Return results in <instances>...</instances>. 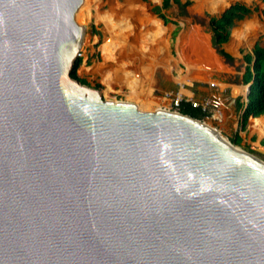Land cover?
Returning a JSON list of instances; mask_svg holds the SVG:
<instances>
[{
  "label": "water",
  "instance_id": "water-1",
  "mask_svg": "<svg viewBox=\"0 0 264 264\" xmlns=\"http://www.w3.org/2000/svg\"><path fill=\"white\" fill-rule=\"evenodd\" d=\"M84 1L0 0V264H264V160L74 78Z\"/></svg>",
  "mask_w": 264,
  "mask_h": 264
},
{
  "label": "rangeland",
  "instance_id": "rangeland-1",
  "mask_svg": "<svg viewBox=\"0 0 264 264\" xmlns=\"http://www.w3.org/2000/svg\"><path fill=\"white\" fill-rule=\"evenodd\" d=\"M192 1L186 9H170V20L178 26L162 25L160 33L153 23L157 17L148 4L137 0H85L76 15L77 23L86 28L77 75L92 87L100 85L97 89L105 99L131 102L142 111L169 109V102L163 99L166 93L199 103L211 114L203 121L229 140L238 133L243 139L238 147L264 160V155L257 152L264 149V135L255 128V119L243 129V113L237 105L238 98L247 101L245 56L257 40L264 44V20L254 13L236 24L231 40L223 47L234 57L232 62L213 47L208 28L211 16L220 15L236 1L264 5L261 0ZM109 40L115 46L111 59L102 49ZM249 59L253 63L252 54ZM131 86L136 87L135 94Z\"/></svg>",
  "mask_w": 264,
  "mask_h": 264
},
{
  "label": "trees",
  "instance_id": "trees-1",
  "mask_svg": "<svg viewBox=\"0 0 264 264\" xmlns=\"http://www.w3.org/2000/svg\"><path fill=\"white\" fill-rule=\"evenodd\" d=\"M149 2V0H143ZM175 4H178L180 8L186 9L192 5L191 0H187L182 3L181 0H173ZM264 5V0H261ZM171 5V0H164L163 7L152 6V11L159 18H161L165 24L176 22L171 21L164 13L162 9H167ZM253 13H257L259 17L264 20V7L260 5L249 6L242 2H236L226 9L220 16H211L208 22V28L211 32V42L213 47L217 50L218 54L226 59L228 62H232L234 57L229 54L224 48V44L228 43L232 37V30L238 21H242ZM93 32L97 35H101L93 28ZM249 56L245 57L248 62L246 73L243 76V84H251V91L249 93L248 101H242V98L237 99L238 110L243 113L242 125L243 129L248 124L250 119H257L264 115V44L258 40L252 49L253 63ZM82 65V58H79L74 66L72 75L74 78L79 79L81 83L90 85L86 80L81 79L77 75V71ZM100 88L101 86H96ZM180 112L189 115L195 119L205 120L210 117L211 114L208 109H204L203 106L194 107L191 102L184 101L181 105ZM232 143L240 146L243 139L237 133L233 138ZM261 145L264 146V140L261 141Z\"/></svg>",
  "mask_w": 264,
  "mask_h": 264
},
{
  "label": "crops",
  "instance_id": "crops-1",
  "mask_svg": "<svg viewBox=\"0 0 264 264\" xmlns=\"http://www.w3.org/2000/svg\"><path fill=\"white\" fill-rule=\"evenodd\" d=\"M140 4H148L149 5V8H150V10L152 11V6H157V7H159V8H162L163 7V2H164V0H149V2H144L143 0H137ZM182 1V3H185L187 0H181ZM192 1V0H191ZM193 2V1H192ZM236 2H241V1H236ZM236 2H234V3H236ZM234 3H232V4H234ZM232 4H230V6L232 5ZM218 5H220V2H219V4ZM176 6H178L179 8H180V6L178 5V4H175L174 3V1L173 0H171V5L167 8V9H162V13H164L169 19H170V9H172V8H174V7H176ZM230 6H228L226 9H228ZM225 9V10H226ZM224 10V11H225ZM223 11V12H224ZM153 12V11H152ZM222 12V13H223ZM221 13V14H222ZM220 14V15H221ZM254 14V13H253ZM253 14H251L250 16H252ZM156 17H157V19L156 20H158V21H160L161 23H162V25L164 26V25H167V24H165V22L161 19V18H159L156 14H154ZM220 15H215V16H220ZM250 16H248L247 18H245L244 20H242V21H245V20H247ZM259 18V20H260V17H258ZM242 21H238V22H242ZM237 22V23H238ZM172 23V22H171ZM236 23V24H237ZM168 24H170V23H168ZM174 24V23H173ZM175 25H177L178 26V24L176 23ZM235 27H236V25H235ZM235 27L233 28V30H232V36H233V31H234V29H235ZM232 38V37H231ZM231 40V39H230ZM229 40V41H230ZM257 42H258V40H257ZM257 42H255V44L257 43ZM228 43H226V44H224V46H226ZM255 44H254V46H255ZM223 46V47H224ZM253 46V47H254ZM253 49V48H252ZM250 54H252V50H251V53H247L246 54V56H248V55H250ZM245 56V57H246ZM246 61V60H245ZM247 62V61H246ZM247 66H248V62H247ZM247 68V67H246ZM201 99H203V97H201ZM256 121V120H255Z\"/></svg>",
  "mask_w": 264,
  "mask_h": 264
},
{
  "label": "bare ground",
  "instance_id": "bare-ground-1",
  "mask_svg": "<svg viewBox=\"0 0 264 264\" xmlns=\"http://www.w3.org/2000/svg\"><path fill=\"white\" fill-rule=\"evenodd\" d=\"M216 4V1L213 2V5ZM217 6V5H216ZM161 21V20H160ZM155 20L153 23L157 27L158 31L161 33L162 32V23ZM115 28V27H114ZM114 44L112 41H106L105 44L103 45V52L111 59V55L113 54L114 50ZM193 69V68H192ZM131 82V81H130ZM134 84H132L133 86ZM130 87L131 91L135 94L136 93V87ZM138 86V85H137ZM132 94L129 96L131 97ZM133 97V96H132ZM153 100V99H152ZM255 128L259 131V135H264V117L263 118H257L255 121ZM254 131V130H253Z\"/></svg>",
  "mask_w": 264,
  "mask_h": 264
},
{
  "label": "built area",
  "instance_id": "built-area-1",
  "mask_svg": "<svg viewBox=\"0 0 264 264\" xmlns=\"http://www.w3.org/2000/svg\"><path fill=\"white\" fill-rule=\"evenodd\" d=\"M165 101L169 102L170 108L174 111H180L181 105L184 101L186 102H191L194 107H199L203 106L200 105L199 103L193 102L191 100L183 98L181 95L176 94L174 95L173 93H166L165 96L163 97ZM204 109H207L206 107L203 106Z\"/></svg>",
  "mask_w": 264,
  "mask_h": 264
}]
</instances>
